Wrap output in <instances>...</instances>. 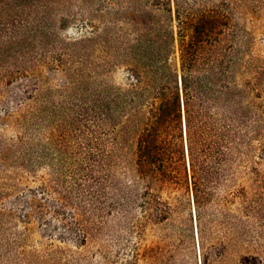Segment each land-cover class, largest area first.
I'll return each instance as SVG.
<instances>
[{
	"label": "trees",
	"instance_id": "16d2710c",
	"mask_svg": "<svg viewBox=\"0 0 264 264\" xmlns=\"http://www.w3.org/2000/svg\"><path fill=\"white\" fill-rule=\"evenodd\" d=\"M259 19L264 0H0V264H117L127 214L123 264H182L193 227L203 264H264Z\"/></svg>",
	"mask_w": 264,
	"mask_h": 264
},
{
	"label": "rangeland",
	"instance_id": "374dc122",
	"mask_svg": "<svg viewBox=\"0 0 264 264\" xmlns=\"http://www.w3.org/2000/svg\"><path fill=\"white\" fill-rule=\"evenodd\" d=\"M258 24L264 26V21L259 19ZM76 30V29H75ZM69 33H73L74 29H69ZM257 49L259 58L256 57V64H258L260 69V82L258 89L255 90L254 95H259V99L256 100L258 104L264 106V36H259V40L257 41ZM123 73L119 72L118 77L123 78ZM260 175H261V238L260 244L257 247L256 254L264 261V162H262L260 166ZM111 230L107 233L106 236V247L110 253L115 252L116 255L119 254V261L117 264H123L125 260H127L132 254V216L125 215L124 217L116 218L111 222ZM194 225V218H193ZM40 232V230H38ZM38 236V234H37ZM45 239V237H42ZM150 241L154 242L156 239L150 237ZM182 252L183 257H181L182 264H203L202 259L200 257V252L197 244V234L193 227V231L191 233V237L189 242L186 244V248L183 249ZM211 251V258L207 264H236L237 255L239 252H242V247L235 251L234 248H225L224 250L221 248ZM223 253V256L218 259L214 254ZM172 260H169L167 257H162V259H152L151 264H171ZM10 263L6 264H20L19 262L9 261ZM22 264H33L30 262L22 263ZM116 264V263H115Z\"/></svg>",
	"mask_w": 264,
	"mask_h": 264
}]
</instances>
